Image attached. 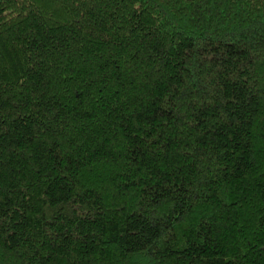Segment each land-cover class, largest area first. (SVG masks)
Here are the masks:
<instances>
[{"label":"trees","instance_id":"obj_1","mask_svg":"<svg viewBox=\"0 0 264 264\" xmlns=\"http://www.w3.org/2000/svg\"><path fill=\"white\" fill-rule=\"evenodd\" d=\"M0 264H264V0H0Z\"/></svg>","mask_w":264,"mask_h":264}]
</instances>
